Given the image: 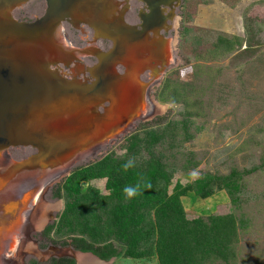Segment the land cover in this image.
<instances>
[{"label": "rangeland", "instance_id": "374dc122", "mask_svg": "<svg viewBox=\"0 0 264 264\" xmlns=\"http://www.w3.org/2000/svg\"><path fill=\"white\" fill-rule=\"evenodd\" d=\"M187 3L190 7L186 10L189 12L185 11L184 16L182 14L181 24H178L179 20L176 22L168 44L171 60L165 71L166 78L151 91L157 110L140 118L122 136L95 148L91 157L83 159L60 180L44 188L26 217L32 222L29 229L40 223L38 232H27L25 242L18 243V258L4 261V264H48L61 258L72 259L76 264H159L156 257L105 262L92 253H81L69 245L65 246L64 243L70 244L71 240L57 230L65 201L56 198L54 193L76 170L98 163L112 152L119 156L126 154L133 134L146 132L149 137L152 133L157 134L160 128L149 125L163 118L176 122L180 132L184 127L189 129L191 137L187 138L186 149L193 153L189 157L202 161L193 173L178 174L169 181L168 189L172 190L179 182L183 187L188 184L197 187V179L203 176L204 182L206 174L208 178L214 175L213 178L218 180L220 177L235 176L231 190L218 191L215 188L214 194L208 198L198 192H189L181 197V203L189 215L209 217L216 213H229L236 206L233 204L236 203V195L241 196L243 201H247L242 207H245L248 216L255 217V224L245 226L241 241L243 258L248 264H264V0H188ZM38 5L43 6L38 0L29 2L14 13V18L19 21L40 18L45 8L38 10ZM128 14L125 13V20ZM244 17L255 19V22H248ZM246 26L251 28V32H246ZM63 28L72 48L78 49V58H82L77 62L83 65L93 59L85 56L94 47L89 46L91 31L84 28L86 33H82L70 24H64ZM240 38L246 41L242 47L238 45ZM61 68L69 71L64 66ZM195 73L202 75L199 83H195ZM170 77L181 83L197 84L202 91L200 101L207 103L202 116H194V112L187 114L182 102L165 103L159 99ZM148 79L149 72L142 77L143 84H149L151 81L147 82ZM195 96L191 95V98L196 99ZM125 143L128 145L125 146ZM157 145L151 140L148 142L150 149H157ZM28 155L29 152L22 149L11 151V157L16 161L26 159ZM232 169L236 173H232ZM97 175L80 183L82 195L91 199L98 198L97 195L110 196V192L106 191L107 179ZM37 181L35 176L17 179L11 187L19 188L14 197L18 195L21 198L26 193L23 189L25 184L30 188L32 183L38 186ZM11 197L8 192L5 193L0 203ZM82 203L86 205L88 201ZM239 204H242L241 200Z\"/></svg>", "mask_w": 264, "mask_h": 264}, {"label": "water", "instance_id": "95a60500", "mask_svg": "<svg viewBox=\"0 0 264 264\" xmlns=\"http://www.w3.org/2000/svg\"><path fill=\"white\" fill-rule=\"evenodd\" d=\"M33 1L0 0V198L7 192L12 196L0 203V264L18 258L19 241L38 230L40 223L29 229L27 218L44 188L157 110L151 91L165 79L171 60V53L168 61L162 56L165 45H150L151 22L142 32L126 23L127 2L43 0L40 18H14ZM64 24L94 31V52L85 55L97 59L94 66L77 62L82 58ZM101 41L112 44L110 51L99 49ZM149 71L154 79L143 84ZM16 149L29 152L28 158L12 159ZM26 176H35L38 186L25 184L26 193L14 197L19 188L12 184Z\"/></svg>", "mask_w": 264, "mask_h": 264}, {"label": "trees", "instance_id": "16d2710c", "mask_svg": "<svg viewBox=\"0 0 264 264\" xmlns=\"http://www.w3.org/2000/svg\"><path fill=\"white\" fill-rule=\"evenodd\" d=\"M244 19L255 22V19ZM245 29L251 32L249 26ZM245 43L241 38L238 41L241 47ZM195 76V83H199L202 75L195 73ZM200 93L202 91L197 84L181 83L170 77L159 99L165 103L182 102L187 114L194 112L193 115L199 117L207 106L205 100L200 101ZM191 95H196V99ZM152 124L149 127L160 128L157 134L152 133L150 137L146 132L133 134L129 147L125 143L128 148L126 154L119 156L112 152L98 163L76 170L56 189L54 196L65 201L57 230L71 240L70 244L65 242L64 245L81 253H92L105 262L156 257L159 264H248L242 255L241 241L245 226L255 224V217L248 216L242 207L247 201L235 194L237 199L233 204L237 207L227 214L216 213L209 217L189 215L181 203V197L189 192H198L208 198L214 194L215 188L218 191L231 190L235 176L218 180L213 178L214 175L208 178L206 174L204 182L203 176L197 179V187L194 184L183 187L179 182L169 190V181L178 174L193 173L202 161L189 157L193 155L186 149L187 138L191 137L189 129L184 127L180 132L178 124L167 118ZM150 140L158 144L157 149L149 148ZM129 160L134 162V167L125 172L122 165ZM232 173L236 170L232 169ZM95 174L107 179L106 191L110 196L97 195L98 198L91 199L81 194L80 183L85 179L91 180ZM136 185H139V194L127 199L124 187ZM84 200L88 201L86 205L82 203ZM240 200L242 204L238 206ZM48 264L76 263L72 259L61 258Z\"/></svg>", "mask_w": 264, "mask_h": 264}, {"label": "flooded vegetation", "instance_id": "af4514ba", "mask_svg": "<svg viewBox=\"0 0 264 264\" xmlns=\"http://www.w3.org/2000/svg\"><path fill=\"white\" fill-rule=\"evenodd\" d=\"M188 1V0H187ZM186 0H168V5L164 6L163 3L164 0H119L120 3L127 2L129 5V9L126 12L128 14V17L126 18V23H128L131 27L133 26L136 28L137 31L142 32L143 26H148L147 23L151 22L153 24V29L155 31V34H158L157 36L151 35L150 37V45L154 46V44L163 45L167 44L168 50H169V42L172 38L171 35L174 34V31L176 29V19L179 20L178 24H181V20L183 21L182 14L184 15V12L186 11L188 7V3ZM40 4L42 3L43 6L38 5L39 9L41 10V7L46 8L45 3L43 0L38 1ZM160 2H162L160 4ZM160 4V8L158 5ZM180 18V19H179ZM33 21V20H32ZM32 21H21V22H32ZM180 26V25H179ZM84 28L91 31V43L94 40V31L90 29L88 26H83ZM86 33V32H85ZM88 35V34H87ZM89 39V35L87 36ZM88 45V44H87ZM90 44L89 46H91ZM93 46V45H92ZM112 44L108 41H101L98 43V47L100 50L104 52H108L111 49ZM166 51L164 48L163 54ZM92 52H94L92 50ZM91 54V53H90ZM94 59V57H93ZM91 59L87 60L88 62L86 64H83L86 67H92L97 63V59ZM118 71L120 73H123L125 69L121 67L118 68ZM148 73V72H147ZM153 73L149 71V79L152 81L154 78H152ZM166 78V77H165ZM147 80V82L149 81ZM110 80L111 79L110 77Z\"/></svg>", "mask_w": 264, "mask_h": 264}, {"label": "clouds", "instance_id": "9594fccd", "mask_svg": "<svg viewBox=\"0 0 264 264\" xmlns=\"http://www.w3.org/2000/svg\"><path fill=\"white\" fill-rule=\"evenodd\" d=\"M132 167H134V162L132 160H129L122 165V168L125 172H127ZM123 193L127 199H132L139 194V185L125 186L123 189Z\"/></svg>", "mask_w": 264, "mask_h": 264}, {"label": "crops", "instance_id": "0c3cea01", "mask_svg": "<svg viewBox=\"0 0 264 264\" xmlns=\"http://www.w3.org/2000/svg\"><path fill=\"white\" fill-rule=\"evenodd\" d=\"M207 1H211V0H207ZM216 1V0H215ZM188 7H190V6H188ZM187 12H189V10H186ZM190 14V13H189ZM188 14V15H189ZM184 16V15H183ZM180 19V18H179ZM181 20V22H183L182 21V19H180ZM178 20L176 19V22H177ZM165 46H164V48L165 49H167V44H164ZM169 52H170V50H166L165 52H164V54L162 55L163 56V58L165 59V61H168V59H170V55H169ZM110 67V66H109Z\"/></svg>", "mask_w": 264, "mask_h": 264}, {"label": "bare ground", "instance_id": "6f19581e", "mask_svg": "<svg viewBox=\"0 0 264 264\" xmlns=\"http://www.w3.org/2000/svg\"><path fill=\"white\" fill-rule=\"evenodd\" d=\"M108 77L110 78V77H111V75H108Z\"/></svg>", "mask_w": 264, "mask_h": 264}]
</instances>
